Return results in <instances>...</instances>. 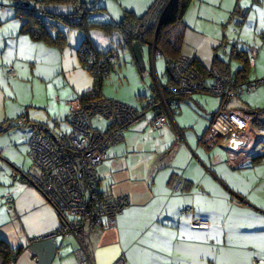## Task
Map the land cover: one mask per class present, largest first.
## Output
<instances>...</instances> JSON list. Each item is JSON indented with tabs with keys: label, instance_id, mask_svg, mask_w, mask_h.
<instances>
[{
	"label": "crops",
	"instance_id": "1",
	"mask_svg": "<svg viewBox=\"0 0 264 264\" xmlns=\"http://www.w3.org/2000/svg\"><path fill=\"white\" fill-rule=\"evenodd\" d=\"M82 1L99 9L89 15L92 24H119L129 12L144 15L155 0ZM14 3L0 0V127L4 128L0 135L10 137L0 144V242L17 252L13 264H79L75 237L48 238L60 229L61 221L30 182H37L40 172L33 168L29 140L39 124L57 136L71 133V103L94 85L79 55L85 35L59 22L65 45L34 40L22 31ZM44 9L54 16L74 14L71 4ZM240 10L247 11L243 21ZM183 22L181 56L207 70L219 59L229 66L226 77L240 82L264 77V0H194ZM237 22L239 30L231 32ZM55 32L50 30L53 36ZM113 33L108 36L92 28L88 37L98 52L115 57V70ZM148 48L158 81L151 96L103 97L141 109L147 98L156 96L158 86L170 85L166 58L156 56L165 59L166 82L162 84L153 46ZM238 55L255 57V63H247V78L238 74L245 67ZM131 57L142 77L147 68L143 72L132 53ZM11 68L16 71L14 77L9 75ZM205 79L212 83L210 74ZM258 89L250 94H257ZM250 94L234 99L229 107L263 109L241 101ZM212 97L211 106L195 101L202 115L182 108L185 100H177L167 128L155 131L150 119H145L127 129L124 139L108 150L107 161L97 168L100 190L109 197H127L130 206L118 217L116 228H87L95 264H116L121 258L125 264H264V153L252 155L251 145L243 148L237 140H222L213 148L206 145L205 136L221 104L220 98ZM24 118L26 122L18 125ZM95 120L93 124L101 130L104 121ZM107 127L108 123L102 131ZM14 173L18 178L14 179ZM8 193L14 198L12 206L4 201ZM188 207L196 218L209 221V229L192 227L190 218L183 217Z\"/></svg>",
	"mask_w": 264,
	"mask_h": 264
},
{
	"label": "built area",
	"instance_id": "2",
	"mask_svg": "<svg viewBox=\"0 0 264 264\" xmlns=\"http://www.w3.org/2000/svg\"><path fill=\"white\" fill-rule=\"evenodd\" d=\"M246 16L247 11H241L242 21ZM153 53L154 57L161 54L156 47H153ZM79 55L94 79L92 92L72 101L70 134L57 136L46 127L33 130L29 140L30 158L39 170L40 177L37 182H30L41 191L60 217V229L48 238L75 237L79 244V264H95L90 253L87 228H116L118 217L130 206L125 196L109 197L102 193L97 173L98 166L108 159V150L124 139L125 131L145 119H150L153 130L165 129L176 112L179 97L208 93L220 98L221 104L205 136L206 145L213 148L222 140H237L243 148L250 144L252 155L263 154L264 130L257 127L256 123L264 124V114L232 109L229 104L264 86V78L240 82L236 77H226L213 70L212 83L208 84L194 67L192 58H166L169 95L164 96L162 88L158 86V96L147 98L144 107L136 109L98 95L99 87L95 86V82L104 84L109 78L113 71L111 66L116 62L114 56L98 57L92 47L87 45L80 50ZM248 61L253 64L256 60L254 56H249ZM9 75L14 77L15 69L11 68ZM149 113L152 114L151 118ZM95 119L107 121V129L99 130L93 124ZM25 122L26 118L18 120L17 124ZM13 177L18 178V174L14 173ZM4 201L12 206V194L8 193ZM183 217L190 218L195 229L207 230L210 227L209 221L196 218L190 207L185 209ZM125 262V258H121L116 264Z\"/></svg>",
	"mask_w": 264,
	"mask_h": 264
},
{
	"label": "trees",
	"instance_id": "3",
	"mask_svg": "<svg viewBox=\"0 0 264 264\" xmlns=\"http://www.w3.org/2000/svg\"><path fill=\"white\" fill-rule=\"evenodd\" d=\"M14 2L16 15L22 22V31L30 34L34 40H44L59 46L65 45L66 36L58 27L59 22H63L65 25L78 28L84 33L85 39L80 46L79 52L87 45L92 47L98 57L109 55V53L98 52L90 43L89 30L99 28L108 36L118 30L130 51L134 42H139L141 46L149 45L151 47L156 39V50L165 58L176 59L181 56V48L184 41L185 24L183 19L194 0H155L144 15L137 16L129 12L119 24H92L88 19L89 15L99 9H91L82 0H14ZM55 4L73 5L74 14L69 17L54 16L44 9L49 5ZM52 29L56 30L54 36L50 33ZM237 57L245 64V67L238 74L244 73V78H247L249 72L247 68V63H249L248 56L238 55ZM194 66L204 78L209 74L211 75L213 70H217L223 76L229 75V66L219 59L215 60L211 70L203 68L196 61H194ZM111 69L114 70V65L111 66ZM95 86L99 87L98 95L100 97L103 96V83L97 81ZM161 88L164 96H168V86H162ZM91 92L90 90L84 95H89ZM155 95L158 96L157 89H155ZM186 98L188 97H179L177 100L182 101ZM254 111L264 114V108ZM256 126L264 129V124L260 122H257ZM33 128L34 130H43L45 126L39 124ZM3 131L4 128L0 127V133ZM17 255V252L12 250L8 244L0 242L2 264H13Z\"/></svg>",
	"mask_w": 264,
	"mask_h": 264
},
{
	"label": "rangeland",
	"instance_id": "4",
	"mask_svg": "<svg viewBox=\"0 0 264 264\" xmlns=\"http://www.w3.org/2000/svg\"><path fill=\"white\" fill-rule=\"evenodd\" d=\"M239 21L240 18L238 19V22ZM238 22L234 26H231L230 28L231 32L235 29L239 30L240 26L238 25ZM110 38L112 39L111 41L115 52L114 54L117 56V64H116V69L110 73L109 78L103 84V95L115 96V98H117V96L119 97L124 96L126 98H130L134 96H139V94L141 96H151L152 87L154 84L157 86L158 81L156 80L157 78L155 76V71L153 68L155 59H153V57H150L151 55L148 46L143 47V60L147 68V72L144 73L143 76L141 77L137 69L132 64L131 53L129 49L126 48L124 41H122L121 34L119 32H114ZM118 43H120V45ZM156 65L159 70L158 78L160 79V82L163 84L166 82L165 59H163V57H156ZM152 70H153V75L151 73ZM261 78L264 77L256 78L253 80L251 79V82L257 81ZM173 87H175V85H173ZM193 96H196L193 100H190L188 98L184 99L185 102L181 105L182 108L189 107L193 111H196L202 115V112H200L197 106H195L196 105L194 104L195 101L201 100L203 103L207 101L210 106L213 104L212 101L214 99L212 95H209L208 93H198ZM247 100L251 101L253 105H261V107H264V86L258 89L257 94L255 93V95L253 94L246 95L245 97L242 98L241 101L245 102ZM145 104H146V100L144 101V105ZM234 105L236 104L234 103ZM106 123L107 121L102 122L103 126H100L99 128L101 130L105 129L104 127L106 126ZM8 138L10 137L9 136L5 137L4 135H0V144H2V142H6ZM33 168L38 171V169L35 166Z\"/></svg>",
	"mask_w": 264,
	"mask_h": 264
},
{
	"label": "water",
	"instance_id": "5",
	"mask_svg": "<svg viewBox=\"0 0 264 264\" xmlns=\"http://www.w3.org/2000/svg\"><path fill=\"white\" fill-rule=\"evenodd\" d=\"M160 25V24H159ZM159 28V27H158ZM157 34V32H156ZM156 37V36H155ZM156 41V39H155ZM155 41L153 43V47H155ZM132 55L134 56V59L136 60L139 68L145 72L146 71V67H145V63L143 60V53H142V48L139 42H134L132 45V50H131Z\"/></svg>",
	"mask_w": 264,
	"mask_h": 264
},
{
	"label": "bare ground",
	"instance_id": "6",
	"mask_svg": "<svg viewBox=\"0 0 264 264\" xmlns=\"http://www.w3.org/2000/svg\"><path fill=\"white\" fill-rule=\"evenodd\" d=\"M235 145H237V144H235Z\"/></svg>",
	"mask_w": 264,
	"mask_h": 264
}]
</instances>
